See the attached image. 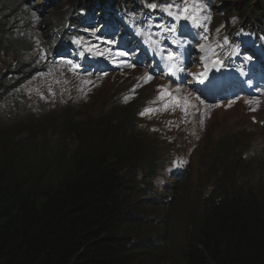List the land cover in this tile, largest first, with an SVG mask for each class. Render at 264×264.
I'll list each match as a JSON object with an SVG mask.
<instances>
[{
    "label": "trees",
    "instance_id": "1",
    "mask_svg": "<svg viewBox=\"0 0 264 264\" xmlns=\"http://www.w3.org/2000/svg\"><path fill=\"white\" fill-rule=\"evenodd\" d=\"M138 1L143 6L149 2ZM230 1L235 33H264V0L220 3ZM106 2L122 9L133 5L65 0L67 12L57 23L58 42L80 35L68 34L79 30L66 24L68 20L79 24L80 13L99 11ZM15 23L11 9L0 2V98L7 95L21 67L19 61L3 62V48ZM184 29L194 33L190 27ZM139 106L117 111L102 107L95 125L83 132L70 154L53 142H34L22 149L1 145L0 264H264V140L262 151L229 138L205 149L209 155L195 196L199 213L189 206L173 212L183 205L180 191L192 186L191 169L184 172L186 179L177 181L168 200L148 201L154 198L158 165L147 159H154L158 151L142 139L149 136L134 123ZM247 155L251 157L245 160ZM142 205L161 208L166 212L162 221ZM189 215L191 229H178L175 219L184 221ZM180 239L182 246L160 262Z\"/></svg>",
    "mask_w": 264,
    "mask_h": 264
},
{
    "label": "rangeland",
    "instance_id": "2",
    "mask_svg": "<svg viewBox=\"0 0 264 264\" xmlns=\"http://www.w3.org/2000/svg\"><path fill=\"white\" fill-rule=\"evenodd\" d=\"M119 1H126L131 5L138 0ZM159 1L164 0H149L153 4ZM168 1H176L178 4L193 2V0ZM220 1L212 0L210 4H205L204 0H199L203 5V10L199 12L202 25L198 36L201 41L205 42L211 55L220 61L227 62L230 54H227L229 48H224L227 44L224 35L234 26V23L229 19H232V3H219ZM8 2L12 4L11 10L20 18L11 26L12 34L7 43L8 53L23 58L24 60L20 64L33 68L30 69L32 70L30 74L20 76L22 81L19 91L6 101L4 113L0 114V131L5 133L0 136V147L5 145L10 148L44 141V145L53 142L60 151L65 150L70 154L75 148V143L81 139L83 132L95 125L96 114L102 106H108L117 111L129 106L133 100H137L136 104H139L140 100L146 104L140 112L139 126L149 137L155 140L156 134H161L170 141L179 140L176 151L172 150L169 156L173 158L174 167L182 165L181 161L189 162L187 168L191 169L192 176L188 185L192 184L193 187L200 184L203 175V170L199 166V157H202L201 164L204 163L209 155L208 150L205 152L204 150L208 149L222 135L228 132L244 133L242 137H246L251 143L262 147L264 94L253 99L245 98L221 104L214 103L215 99L205 98L204 100L203 94H200L208 89L209 77L222 65L218 59L211 61L210 69L204 75V83L198 84L199 80H197L198 88H192L191 91L181 87V84L168 80V78H159L150 72L146 73L145 68L136 70L123 67L110 72L109 66L99 63L88 49H86L87 56L84 63L92 62L91 66L94 71H91L92 68L89 67L90 72H85L84 67H81L83 73H79L73 70V60L64 62V65H52L48 60V32L66 14L65 0H10ZM53 2L55 3L51 4ZM220 10L224 12V15ZM48 12L50 17L47 15ZM214 12L216 14L220 12V14L215 16ZM169 23L171 26L172 21ZM18 24L20 27L16 29ZM59 51L61 50H56L53 60L59 58L57 55ZM191 54L190 59L193 61L189 62L184 69L187 73L186 81L203 77L200 74L205 73V69L201 68L202 62L200 63L198 58L195 60V52ZM6 61L13 62L9 54L4 57V62ZM206 61L208 62L209 59ZM115 64L117 66V63ZM203 66H206V62ZM97 67H100L102 73L108 74L101 77L102 73ZM227 68V70H232V66H227ZM89 73L98 76V78L89 77ZM159 73H162V70ZM188 75L194 77L191 78ZM147 77H151V79H147ZM219 77L228 78L230 76L225 73L214 74L211 76V80L217 82ZM161 91L170 93L171 96L181 100L187 97L190 107L182 110L183 104L181 103L180 107L173 104L165 109L164 104L169 101V97L166 96L164 100H158L157 97ZM146 108H154L158 111L141 115ZM201 147H203V151L199 155L198 151ZM163 148L167 153L171 150L168 146ZM147 161L151 165L160 161L162 165L155 178V180L158 178V184L157 187L154 185V198L148 201L158 203V200H168V195L164 192L174 189V183L177 180L174 179V176L168 179L163 173L166 155H156L154 159H147ZM162 195L165 197L162 198ZM198 198L193 197L190 194V189L184 186L183 191L179 193V200L183 205H178L173 212L181 213L183 207L189 206L192 212L199 213ZM187 199L191 201L190 205ZM142 206L144 210L151 211V215H158L159 220L162 221L160 217L166 212H163L161 208ZM184 218L185 220L182 221L180 217H177L175 223L178 225V229L185 227L190 230L191 215ZM156 232L152 231V237ZM182 239L170 245L169 253L163 254L160 262L174 255L172 250H178L182 246Z\"/></svg>",
    "mask_w": 264,
    "mask_h": 264
},
{
    "label": "clouds",
    "instance_id": "3",
    "mask_svg": "<svg viewBox=\"0 0 264 264\" xmlns=\"http://www.w3.org/2000/svg\"><path fill=\"white\" fill-rule=\"evenodd\" d=\"M7 5H8V7L11 9V6H12V4H9L8 2L6 3ZM11 13L13 14V17L15 16V13L11 10ZM9 24H11V23H9ZM4 50V49H3ZM3 62H4V56H3ZM29 69V66H26V65H24L23 66V68L21 69V70H19V72H18V77L20 78V76H23L24 74L26 75H28L29 74V72H27V70ZM244 98H246V99H251V97H248V96H246V97H244ZM140 103H139V105L141 106V104H143V102L140 100L139 101ZM140 106H139V108H140ZM103 107V106H102ZM101 107V108H102ZM127 107H130V106H127ZM140 112H141V110L140 109H138L137 110V112H136V118H135V121H134V123L136 124V126H137V128L140 130V131H143L141 128H140V126H139V117H140ZM263 133H264V128H263ZM145 134L147 135V136H149L146 132H145ZM242 135H244V133H242V134H236V133H233V132H228V133H226L225 135H222L219 139H221V138H229V139H237V140H244V141H246V143H249V145H251L253 148L252 149H256L257 151H262L263 149H260L257 145H255L254 143H251L249 140H248V138H246V137H242ZM142 139L147 143V144H149L150 146H151V148L152 147H154L155 148V150L156 151H158V153H157V155H166V164H165V166H164V168H163V173L165 174V177H167L168 179H169V177L170 176H174L175 178V180H181V182L184 180V179H186L185 178V175H184V172L185 171H187V167H188V165H189V162H186V163H184V164H182V165H175V167H178L182 172H183V174H182V176H180V177H178L175 173H173V170H174V165L172 164V161H173V158H171L169 155H167V152H166V150L163 148L164 146H168V147H170L169 145H167V144H170V143H166V142H164V139H167V140H169L167 137H165V136H163V135H161V134H158V136H156L155 137V140L153 139V138H151V137H148V138H145V137H143L142 136ZM154 141H160L161 142V145H162V147H158L157 145H156V143L154 142ZM216 142V141H215ZM215 142H213V143H215ZM213 143H212V145H213ZM33 143H26V144H23V145H20V146H13V147H10V149H14V148H28V147H30L31 145H32ZM78 143H76L75 145H74V147L77 145ZM37 145L39 146V145H44V141H41V142H37ZM176 151L175 149H174V147H171V150L170 151ZM202 151H203V147H201V148H199V151H198V154L199 155H201V153H202ZM154 156V158L156 157V155H153ZM251 157V155H247V157H246V159L245 160H248L249 158ZM201 158L202 157H199V166H200V168L202 169V164H200V161H201ZM246 164V163H245ZM155 165H158L157 167H158V169H157V171H156V176H157V173H158V171L159 170H161V167H162V165H161V162L160 161H158ZM190 169V168H189ZM191 176H192V171H191ZM190 176V177H191ZM203 176V175H202ZM156 178V177H155ZM158 179V178H157ZM154 182H155V179L153 180V186H154ZM177 182H175L174 183V188L177 186V184H176ZM197 191H199V189H198V186L197 187H193V185L190 187V194H192L193 195V197H195L196 196V192ZM180 192H182V191H180ZM201 197H200V199L204 196V194H205V190L202 188V190H201ZM155 236V235H154Z\"/></svg>",
    "mask_w": 264,
    "mask_h": 264
},
{
    "label": "snow or ice",
    "instance_id": "4",
    "mask_svg": "<svg viewBox=\"0 0 264 264\" xmlns=\"http://www.w3.org/2000/svg\"><path fill=\"white\" fill-rule=\"evenodd\" d=\"M152 9H156L157 5L156 4H151L149 5ZM175 9V11H173ZM165 12L168 13V15L172 16L176 20H187L191 21L195 26L199 27L200 25L197 23L199 19V12L203 10V5L199 2V0H193L191 3H184L183 6H179L176 3L169 4L165 6L163 9ZM170 31H175V29H169ZM227 43V41H225ZM91 51V49H89ZM100 55H103V53H99ZM118 56H123V52H118ZM166 59L170 62V71L172 68H176V64L174 61L176 60V57L173 55V53L169 52L166 56ZM206 73H201L200 76H204ZM147 79H151V77H147ZM147 82V81H145ZM169 97V101L164 104V108L167 109L170 105H175L177 107L181 106V103L183 104L182 110H186L188 107H190L188 98L184 97L181 99H178L174 96H171L170 93L161 91V94L157 97L158 100H164L165 97ZM155 103V101H153ZM158 111V109L154 108H146L144 112L141 113V115H146L149 113H154Z\"/></svg>",
    "mask_w": 264,
    "mask_h": 264
},
{
    "label": "bare ground",
    "instance_id": "5",
    "mask_svg": "<svg viewBox=\"0 0 264 264\" xmlns=\"http://www.w3.org/2000/svg\"><path fill=\"white\" fill-rule=\"evenodd\" d=\"M8 1H10V0H1L0 2L1 3H7ZM70 32V31H69ZM70 34V33H69ZM102 35H104V33L102 32L101 33ZM193 33H191V35H192ZM189 35V34H188ZM182 41H184V40H178V38H177V45H188V44H186V41L185 42H182ZM192 41V40H191ZM170 46H172V43H171V45H170V43H169V45H168V41H167V48H170ZM179 47V46H178ZM180 48V47H179ZM72 49H73V47H72V45H69V44H65V50L64 51H62V52H72ZM180 49H182V48H180ZM58 55V57L59 58H61V55L62 54H57ZM150 60L151 61H154L155 60V58L154 57H151L150 58ZM166 72V69H163L162 70V73H165ZM178 78H179V76H178ZM263 81H264V78H263ZM216 84V82L214 83V85ZM222 87V86H221ZM219 91L220 92H222V93H224V91L222 90V89H219ZM211 91H208V93H210ZM230 93H233L234 94V92L232 91V92H230ZM202 97L203 98H207V99H220V98H215V96H212V95H210V94H203L202 95ZM231 97H234V96H226L225 97V99H230Z\"/></svg>",
    "mask_w": 264,
    "mask_h": 264
}]
</instances>
